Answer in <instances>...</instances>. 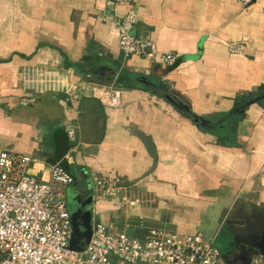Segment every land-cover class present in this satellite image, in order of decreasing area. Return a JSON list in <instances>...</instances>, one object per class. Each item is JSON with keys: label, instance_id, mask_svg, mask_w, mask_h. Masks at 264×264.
Returning <instances> with one entry per match:
<instances>
[{"label": "crops", "instance_id": "1", "mask_svg": "<svg viewBox=\"0 0 264 264\" xmlns=\"http://www.w3.org/2000/svg\"><path fill=\"white\" fill-rule=\"evenodd\" d=\"M133 6L137 33L149 37L157 57L177 55L175 68L163 72L167 68L153 61L123 58L118 31L104 16H124ZM237 43L245 47L241 54L229 51ZM120 58L131 72L165 83L197 114L233 120V140L193 125L178 127L177 119L185 118L146 90L117 88L121 104L113 105L108 90L115 82H103L108 65L99 62ZM88 74L95 80L71 100L66 87H79ZM263 94L264 0L247 7L240 0L115 6L108 0H0V151L30 156L33 173L45 179L51 166L61 164L74 177L68 192L95 177L117 180L116 200L100 207L114 211L120 195L136 204L125 218L112 220L107 213L105 224L114 233L142 236L164 224L188 233L204 216L206 235L197 233L220 248L229 216L240 227L250 215L264 229V102L247 105ZM66 126L75 129L74 144ZM137 130L153 139L158 154L148 176L153 160ZM75 163L81 166L73 168ZM138 201L149 206L135 208ZM255 259L250 264H264V257Z\"/></svg>", "mask_w": 264, "mask_h": 264}, {"label": "built area", "instance_id": "2", "mask_svg": "<svg viewBox=\"0 0 264 264\" xmlns=\"http://www.w3.org/2000/svg\"><path fill=\"white\" fill-rule=\"evenodd\" d=\"M135 0H108L111 6L133 5ZM249 6L253 0H240ZM104 21L115 25L124 59L138 57L164 68L172 67L178 56L157 57L153 42L137 33L138 14L131 7L124 16L112 12ZM243 44L229 51L241 54ZM82 88H67L71 100L79 99ZM113 105L121 104V91L113 89ZM69 140L76 142L74 127L66 126ZM67 160H72L70 155ZM36 161L13 151H0V264H226L222 250L200 233H181L150 227L142 236L114 233L102 223H93L90 242L83 252L70 249L71 217L67 205L69 186L74 182L61 164L50 167L45 179L33 173ZM98 199L115 197L117 180L94 178ZM131 206L136 201H130ZM260 260V259H255ZM253 261V262H254ZM254 264H262L257 261Z\"/></svg>", "mask_w": 264, "mask_h": 264}, {"label": "water", "instance_id": "3", "mask_svg": "<svg viewBox=\"0 0 264 264\" xmlns=\"http://www.w3.org/2000/svg\"><path fill=\"white\" fill-rule=\"evenodd\" d=\"M166 71H168V69ZM127 79L135 81L142 85L146 91L163 99L181 116L190 121L197 129L210 133L212 132L215 122L211 121L208 117L197 114L189 104H187L179 95L174 93L165 83L145 75H131L128 78L123 77L124 81ZM260 100H262V97L256 98L253 101L248 100L247 105L255 102L257 103ZM243 109L244 107H241L238 111ZM134 134L142 140L153 160L152 167L144 175L148 176L157 166V150L154 141L150 136L141 130L134 131ZM217 137L219 136L217 135ZM136 182H131V184ZM76 191L79 193L77 194ZM92 191L91 184L89 183L88 186H86L84 193L80 191L78 187L69 192V197L72 202L71 205L68 206L72 224L70 249L77 252H83L90 242L94 216L93 194L90 196L89 201L85 203H81L79 197H84L87 194L92 193ZM242 219L244 221L239 223L240 227H235L233 225L232 216H229L223 226V231L229 232L231 235L229 238H226L225 236L222 237L223 241L219 243L226 264H238L241 260L242 264H250L254 261L255 257H264V229H260L257 221L250 218V215L243 216ZM243 260H245V262H243Z\"/></svg>", "mask_w": 264, "mask_h": 264}, {"label": "rangeland", "instance_id": "4", "mask_svg": "<svg viewBox=\"0 0 264 264\" xmlns=\"http://www.w3.org/2000/svg\"><path fill=\"white\" fill-rule=\"evenodd\" d=\"M167 69H169V68H167ZM164 71H166V70H163V72ZM83 78V80L81 81V82H79V88H82V92H84V91H87L88 90V86H86L87 84V82L89 83V81H93V80H95L90 74H88V75H85L84 77H82ZM114 88L113 89H116V88H119V87H121L120 85H117V81H115V83H114ZM73 88V87H72ZM112 88H110V90H108L109 91V94H110V97L112 96V94H113V90H111ZM30 100V99H29ZM159 100V99H158ZM33 102V100H30L28 103H30V104H33L32 103ZM171 107V106H170ZM172 108V107H171ZM172 110H174L173 108H172ZM184 120L186 121V122H188L189 124H190V126H186V125H184ZM183 122V123H182ZM177 123H178V127H181V128H191V125H193L190 121H188V120H186V118L185 119H181V118H178L177 119ZM193 127L195 128V129H197L194 125H193ZM8 149H12V148H8ZM78 166H81L79 163H75V164H73L72 165V167L73 168H76V167H78ZM108 177H109V175H107ZM75 182V181H74ZM74 182L72 183V185L74 184ZM117 184H119L118 182H117ZM91 188H92V193L94 194V198H95V203H96V201H99V206L97 207V206H95L94 207V218H93V223H102V224H105V223H107V220H106V216H107V213L109 214V217L112 219V220H114L115 218H116V216L117 215H122L124 218H125V216H127L129 213H130V209H132L133 210V208L134 207H132V206H130L129 204H127V203H125V201H123L122 200V196L120 195V196H118V201L115 203L116 205H117V208L114 210V211H110V210H106V207H105V204L104 205H102V207H100V203L102 202V203H105V202H113V201H115L116 200V198H113V197H111V198H108V199H105V198H102L101 200H97L98 198H97V196L99 195V192L97 191V188L95 187V182L93 181V183L91 184ZM131 189H132V187H130ZM146 197V196H145ZM142 200L144 199H147V198H141ZM140 202V204H139V206H137V207H135V208H138V207H142V206H144V205H146L147 207L149 206V204L148 203H145V202H141V201H138V203ZM152 202V201H151ZM151 202H149V203H151ZM137 203V204H138ZM103 208V209H102ZM208 212L211 214V215H213V212L211 211V209L209 208L208 209ZM203 218H202V220L201 221H199V220H197L194 224H192V225H190L189 226V228H188V230H190L191 232H188L187 234H193V233H197V232H201V233H203L204 235H206L205 233H204V231H202V229L203 228H205V227H207L206 225H205V218H204V216H202ZM208 217V216H207ZM117 220V219H116ZM141 223H143L142 221H139V224L141 225ZM138 224V225H139ZM105 225H107V224H105ZM167 225V224H166ZM260 225H261V223H260ZM169 225H167V226H165V224L164 225H160V226H158V227H160V228H165V229H169V230H173V231H178V232H181L180 230H178V229H176V228H173V227H168ZM129 232H131V233H133V234H135V232L134 231H129ZM183 233V232H182ZM206 237V236H205ZM218 244V243H217Z\"/></svg>", "mask_w": 264, "mask_h": 264}, {"label": "trees", "instance_id": "5", "mask_svg": "<svg viewBox=\"0 0 264 264\" xmlns=\"http://www.w3.org/2000/svg\"><path fill=\"white\" fill-rule=\"evenodd\" d=\"M123 58H120V59H117V60H111L108 63L99 62L100 65H102V64L108 65V70L106 72V75H105V78H104L103 82L105 84H111V83L117 81V85L121 86L119 88H125V89L138 88V89L145 90L142 87V85L136 83L135 81L128 80V79L125 80V81L123 80V77L124 78L125 77L128 78L131 75H139V76L141 75V74H138V73L131 72L127 67H125L124 66V62H123ZM177 64H179V62H177ZM177 64H175L172 68H169L168 70H171V69L175 68ZM120 78H121V80H120ZM67 198H69V192L67 194Z\"/></svg>", "mask_w": 264, "mask_h": 264}, {"label": "flooded vegetation", "instance_id": "6", "mask_svg": "<svg viewBox=\"0 0 264 264\" xmlns=\"http://www.w3.org/2000/svg\"><path fill=\"white\" fill-rule=\"evenodd\" d=\"M260 97H262V101L264 102V94H263V96H260ZM211 121H214L215 122V125L213 126L212 132H213V134H217L219 136V139L221 141H224V142L229 141L230 142V141L233 140V137H234L233 136V132H234L233 131V129H234V126H233L234 122H233V120H230V119H227L226 117L225 118L223 117V118H212ZM74 188H72L70 191H72ZM80 191H82L84 193L85 192V188L80 189ZM76 193L78 194L79 192L76 191ZM92 194L93 193H89V194H87L84 197L83 196L79 197L81 203L88 202L89 201V198H90V196ZM93 196H94V194H93ZM93 199H95V198H93ZM71 203H72L71 202V198L70 197L67 198V205L69 206V205H71ZM224 236L226 238L231 237L230 233L229 232H226V231H223V228H222L221 236L219 237L220 242L223 241V238L222 237H224Z\"/></svg>", "mask_w": 264, "mask_h": 264}]
</instances>
